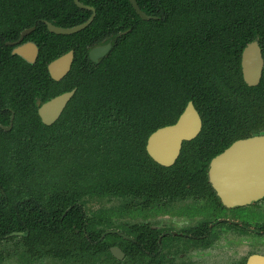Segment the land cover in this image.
<instances>
[{
  "label": "trees",
  "instance_id": "trees-1",
  "mask_svg": "<svg viewBox=\"0 0 264 264\" xmlns=\"http://www.w3.org/2000/svg\"><path fill=\"white\" fill-rule=\"evenodd\" d=\"M81 1L96 7L92 23L56 34L44 20L69 27L91 11L74 0H0L1 42L37 26L31 33L40 45L34 66L45 68L72 47L82 58L90 47L112 41L99 64L76 63L67 86L51 83L43 90L30 74L1 83L0 73V89L9 85L3 92L17 111L10 131L0 127V243L14 230L29 231L17 237L18 245L35 256L44 250L71 254L77 241L89 249L88 240L75 237L77 196L136 194L172 172L150 157L146 142L158 127L174 123L188 100L200 111L203 128L183 144L177 165L183 156L215 155L238 132L264 129V68L251 85L241 65L243 49L255 39L264 56V0H137L158 16L149 20L130 0ZM5 50L10 46L2 42L0 52ZM13 56H0V71L7 58L15 64ZM75 86L59 119L45 124L36 99L44 102ZM177 171L184 172L177 177L190 176Z\"/></svg>",
  "mask_w": 264,
  "mask_h": 264
},
{
  "label": "flooded vegetation",
  "instance_id": "flooded-vegetation-1",
  "mask_svg": "<svg viewBox=\"0 0 264 264\" xmlns=\"http://www.w3.org/2000/svg\"><path fill=\"white\" fill-rule=\"evenodd\" d=\"M93 7L96 9L95 6ZM88 10L91 11V16L93 11ZM44 21L48 28L47 22L51 21ZM32 26L34 28L26 33L22 39H20L22 31L29 27L23 28L16 38L2 40L4 44L10 46V50L0 52V56L14 55L11 60L15 64L9 65V58L3 60L5 64L2 70L4 71H0V73L3 74V80L5 81L1 83L8 81V84H10L9 82L18 78H28L27 74H30V77H39L37 85L43 90H47L46 88L51 83L58 84L60 87L67 86L70 83L71 72L76 63L82 61L84 64L95 66L101 62L112 48L111 45L107 52L100 53L93 58L91 50L94 47L109 42L112 44V41L97 44L85 50L81 58V54L77 52L75 47H72L54 56L46 62L45 68H41L34 66L39 58L40 45L37 39L31 35L37 26ZM253 41L243 49L242 59L245 49ZM2 42L0 41V45ZM27 44H34L36 50L28 49L23 54L16 51L19 46ZM259 45L264 59L260 42ZM70 50L73 51V59L69 70L61 75L59 79L53 77L49 69V63ZM8 86H3L0 89V118L9 121V124L3 125L8 126L11 124L10 129L2 127L5 131L12 129L17 114L16 109L12 107L15 101L9 99L8 94L3 92ZM74 88L77 91V87L75 86L72 89ZM38 101H41V103L43 101L40 98L36 99L39 114ZM200 116L202 118L201 114ZM202 128L194 138L182 142L178 157L173 164L168 166L157 162L147 150L149 136L155 130L148 136L146 150L150 157L172 171L162 180L155 182L153 187L141 188L139 191L137 190L136 194L104 195L93 192L77 196L76 206L78 209L76 214L79 217L80 225L74 227L75 237L78 240L82 238L88 240L89 249L86 244L83 245L87 248L81 249V242L77 241L73 253L68 252L67 255L63 253L55 255L47 253L46 250L36 256V253L33 252L22 253L17 237L26 236L29 231H20L27 232L24 235H12V232L17 231L14 230L6 235L11 237L8 241L0 243V263H3V260L7 257L5 254L7 249L3 248L4 245L10 241H15L12 250H9V255H19L21 261L26 264H264V193L247 202L227 204L209 177L211 161L216 155L222 153L237 140L258 135L264 136V129L250 131L249 133L238 132L229 141L228 145L215 155L209 158L207 156L196 157L197 160L199 158L206 161L201 162L199 160L197 162L196 159L190 161L187 160L191 158L190 156H183V162L177 165L176 162L182 153L183 144L197 138ZM216 142L221 144L223 138H218ZM194 149L200 150L201 148L194 147ZM175 166L177 167L175 168ZM177 169L187 170L185 173H189L190 176L177 177L178 174H184V172H178ZM170 174L174 176H169ZM165 181L169 184H165ZM96 200L101 202L104 200V203L95 208L93 203ZM15 202V197H13L11 203L15 205ZM71 208L72 205L66 209L62 216ZM118 218L122 220L119 221ZM97 247L101 250L100 253L95 251ZM114 248L118 249L117 255L113 251Z\"/></svg>",
  "mask_w": 264,
  "mask_h": 264
},
{
  "label": "water",
  "instance_id": "water-1",
  "mask_svg": "<svg viewBox=\"0 0 264 264\" xmlns=\"http://www.w3.org/2000/svg\"><path fill=\"white\" fill-rule=\"evenodd\" d=\"M74 1L81 8L91 9L92 15L86 21L69 27L47 22L50 31L71 34L84 29L93 21L96 9L81 0ZM130 1L143 19L156 18V16L145 12L137 0ZM33 28L34 26L24 29L20 39ZM111 45L109 42L94 47L91 50L92 57L95 58L98 54L107 52ZM28 49L36 50V47L34 44H27L19 46L16 51L23 54ZM72 59V50L53 59L49 63L52 76L59 79L61 75L65 74L71 66ZM263 65L261 47L258 40H255L245 49L242 59L243 76L248 84L259 83ZM75 91L74 88L57 94L43 103L38 101L42 121L46 124L55 122ZM0 126L10 129L11 124L8 126L0 124ZM201 128L202 118L191 100L175 123L162 126L149 136L147 150L157 162L167 166L171 165L180 153L182 142L194 138ZM209 177L227 204L247 202L262 195L264 193V136L258 135L237 140L222 153L216 155L211 161ZM11 234L24 235L27 232L15 231ZM117 250V248L113 249L116 255L118 254Z\"/></svg>",
  "mask_w": 264,
  "mask_h": 264
},
{
  "label": "rangeland",
  "instance_id": "rangeland-1",
  "mask_svg": "<svg viewBox=\"0 0 264 264\" xmlns=\"http://www.w3.org/2000/svg\"><path fill=\"white\" fill-rule=\"evenodd\" d=\"M103 202H101L100 200H96L93 205H95V208L98 207L99 205H101V203H104V200H102ZM118 220H122L120 218H118ZM15 244V241H10L7 244L4 245L3 248H5V250L7 249V251H5V254L7 255L6 259L3 260V263L1 262L0 264H26L23 261H21V259L19 258V255H9V250L11 251L13 246ZM45 260V259H44ZM46 262V260H45ZM31 264V263H30Z\"/></svg>",
  "mask_w": 264,
  "mask_h": 264
}]
</instances>
